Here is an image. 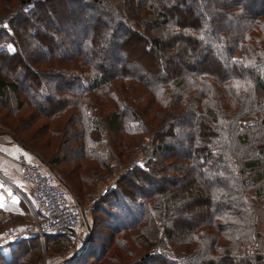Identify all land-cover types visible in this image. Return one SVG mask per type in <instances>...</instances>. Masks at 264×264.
<instances>
[{
	"label": "trees",
	"instance_id": "trees-1",
	"mask_svg": "<svg viewBox=\"0 0 264 264\" xmlns=\"http://www.w3.org/2000/svg\"><path fill=\"white\" fill-rule=\"evenodd\" d=\"M62 2L73 5L59 18L53 4ZM251 2L0 0V98L12 92L11 103L0 99L1 133L39 157L92 212L98 185L114 172L111 160L133 153L143 136L152 143L146 168L131 164L108 194L117 210L116 225L106 226L110 244L94 254L89 243L67 264L82 254L94 258L86 264H264V0L255 10ZM86 19L88 31L78 33ZM72 38L83 50L72 49ZM29 46L46 54L30 63ZM106 50L124 56L115 71L104 67ZM194 53L193 62L172 64ZM22 85L28 95L18 94ZM183 119L191 122L190 149L173 161L180 155L163 153ZM157 175L163 183L140 190L139 181ZM122 183L130 191L119 190ZM197 201L209 210L179 236L180 214ZM60 236L43 241L49 247ZM40 243L27 235L1 245L0 264H40Z\"/></svg>",
	"mask_w": 264,
	"mask_h": 264
},
{
	"label": "rangeland",
	"instance_id": "rangeland-1",
	"mask_svg": "<svg viewBox=\"0 0 264 264\" xmlns=\"http://www.w3.org/2000/svg\"><path fill=\"white\" fill-rule=\"evenodd\" d=\"M261 1L262 0H252L251 9L252 10L258 9L261 6V5H259V3ZM72 5L73 4L69 3V2L67 4L62 2V3H54L53 7L58 12V14H59L58 17L61 18L66 13L65 10H68L69 7ZM93 14H94L93 11L89 12L87 14L88 15L87 18L91 17ZM211 16H213V15H211ZM86 20L78 26V28H77L78 33L86 34V32L88 31L89 20H87V21ZM222 24L225 26H228V27L229 26H231L233 28L235 27V23L233 24L228 20H226V21L223 20ZM67 29H68V32L71 33L72 29H70L69 27ZM113 30H116V33H118V30L116 29V27H114ZM120 33H123V31H120ZM77 37H79V36H77ZM72 40L75 41V43L73 44V48H72L73 50H78V49L83 50V47H82L81 43L79 42V40H75L74 38H72ZM25 41L27 44L32 43V41H30L29 39H26ZM6 48L8 49L9 52H13V50H14V47L11 43H8L6 45ZM107 51L108 50H106V52H105L106 54L104 55L105 56L104 67H106V69H108L110 72L115 71L118 67V64H121V62H124V56L119 55L118 53H115V55L113 56L111 53H108ZM45 54H46V52L43 50V48L35 49L33 46H29L27 48V50L25 51L24 56H26V59L31 63L32 59L39 57V55H45ZM200 54H201V52H199V55ZM151 57H153V56H150V58ZM98 58L100 60H102L104 57H102L100 55ZM150 58H147V59L149 60ZM195 59H197V56L194 53V54H192V56H186V55L180 56L178 59L173 58L171 61H172L173 65L178 66L180 61H182V63H183V61L185 63H188V62H193V60H195ZM205 63H206V60L204 61V65L207 64L206 66L208 68H214L215 67V65L213 63H211L209 59L207 60V63L206 64ZM0 64H1V62H0ZM137 69L138 68L135 66V67H130L129 70L134 72V71H138ZM2 71L4 73H6V71L4 69H2ZM18 94H20L21 96L22 95H28V91H26V89H24L23 85H22V86H19V88H18ZM11 96H12V92L7 91L6 92V98L2 97L0 99H3V100L5 99L6 102H10L12 99V98L10 99ZM44 110H45V108H44ZM254 120H255L254 118L244 119V121L248 124H251ZM190 128H191L190 120H188V119L181 120L180 133H179V135H177L178 138L176 139V141H170L173 144V147L170 150H167V153H163L165 158L167 156H169V154H178L180 156L176 155L175 157H177V158H176V160H173V161L182 162V158H183L182 155H185V153L187 151H189V149H190V136H189V129ZM151 146H152V143H151L150 137L143 136V138L140 139L138 146H136V150L133 153L124 154L120 158V160H118V161L111 160V162L113 163L112 169L114 172L110 175V177L108 178V181L98 185V199H97V201L98 200L101 201L104 199L105 202L100 203L99 201L98 202L96 201L94 203V206H95L94 212H92L88 206H83V208H82L83 218H82V221L80 222V227H79L78 232H77L76 241L68 240L67 238L64 239L63 237L60 236V237L56 238L57 240L55 241V243L49 245V247H47L48 245L46 246L45 243L41 242L40 243V250L38 251L39 254L37 253L41 257L40 264H64L67 261L69 262L71 257H72L71 259H74L75 255H78L81 252H84V249H86V245H88L89 243H90V245H89L90 248H92L93 246L95 247V248H93L94 251L91 250V251H93L94 254H97L99 247L106 245V242H107V245L110 244V241H109V234L110 233H109V230H107L106 226L111 227L112 225H116V224H114L113 218H111L110 215L115 211L117 212V210H114L110 206L111 201H110V198L108 197V194L117 185V183H116L117 180L119 178L125 177V175L128 174L127 171L132 168L131 164L135 163L138 166H140L141 168H146L144 162H146L147 159L151 158V156H152V147ZM247 153L250 154L251 158L257 156L253 151L252 152L247 151ZM65 157L74 158L75 155L71 156V154L67 153L65 155ZM178 158H180V159H178ZM262 160H263L262 162H264V158H262ZM159 178H160V175H157L156 179H154L152 182L147 183V184L145 182L139 181L138 184H139V187L141 188L140 190L141 191L143 190V192L146 193V191L148 189H151L155 185H160L161 183H163V180H161ZM129 183H131V182L129 181ZM118 189L121 191H128V190L130 191V187L127 188L126 183L125 184L122 183L121 186L118 187ZM129 194L132 195V193H129ZM250 196L252 198L254 197V191L253 190L250 192ZM208 210H209V207L206 206V201H197V203L194 204V206H192V208H189L186 211V213H184L185 211L183 210V213H181L180 216L183 217L184 220H186V226L184 228H182L183 231L177 232L178 235L183 236L184 234H186V229L191 225L198 224L200 215H202L204 212H206ZM94 224L98 225V228L96 230L97 231L96 234H98L97 237H95V235H93L91 233V230L94 229V226H95ZM113 243L110 245L107 252L113 246ZM2 249L5 252V254H8L10 251V249L7 246L2 247ZM263 252H264V249H263ZM30 255H34V254L31 253ZM77 258H81V259L77 260L75 262V264H86L87 260L90 261V259H91V261H92L94 259V258H88L87 260H84L83 254ZM34 259H35V256H33L31 258V260H34ZM128 260H131V259H128ZM134 261H135V259H134ZM262 262L264 263V255H263V261Z\"/></svg>",
	"mask_w": 264,
	"mask_h": 264
},
{
	"label": "built area",
	"instance_id": "built-area-1",
	"mask_svg": "<svg viewBox=\"0 0 264 264\" xmlns=\"http://www.w3.org/2000/svg\"><path fill=\"white\" fill-rule=\"evenodd\" d=\"M16 164L20 180L31 187L32 221L23 227H5L0 233V245L13 244L27 235H37L44 243L43 236L49 233L76 241L83 211L75 197L36 155L25 151L17 155Z\"/></svg>",
	"mask_w": 264,
	"mask_h": 264
},
{
	"label": "crops",
	"instance_id": "crops-1",
	"mask_svg": "<svg viewBox=\"0 0 264 264\" xmlns=\"http://www.w3.org/2000/svg\"><path fill=\"white\" fill-rule=\"evenodd\" d=\"M24 152L10 134L0 132V233L7 226L23 227L31 218V187L20 180L16 164Z\"/></svg>",
	"mask_w": 264,
	"mask_h": 264
},
{
	"label": "water",
	"instance_id": "water-1",
	"mask_svg": "<svg viewBox=\"0 0 264 264\" xmlns=\"http://www.w3.org/2000/svg\"><path fill=\"white\" fill-rule=\"evenodd\" d=\"M257 259H259V260H260V259H261V256H260V255H258V256H257Z\"/></svg>",
	"mask_w": 264,
	"mask_h": 264
},
{
	"label": "bare ground",
	"instance_id": "bare-ground-1",
	"mask_svg": "<svg viewBox=\"0 0 264 264\" xmlns=\"http://www.w3.org/2000/svg\"><path fill=\"white\" fill-rule=\"evenodd\" d=\"M101 196V195H100Z\"/></svg>",
	"mask_w": 264,
	"mask_h": 264
}]
</instances>
